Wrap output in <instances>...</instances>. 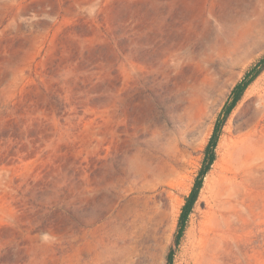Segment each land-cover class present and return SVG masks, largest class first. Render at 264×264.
Returning <instances> with one entry per match:
<instances>
[{
    "label": "rangeland",
    "instance_id": "1",
    "mask_svg": "<svg viewBox=\"0 0 264 264\" xmlns=\"http://www.w3.org/2000/svg\"><path fill=\"white\" fill-rule=\"evenodd\" d=\"M263 56L264 0H0V264H264V70L173 246Z\"/></svg>",
    "mask_w": 264,
    "mask_h": 264
},
{
    "label": "trees",
    "instance_id": "2",
    "mask_svg": "<svg viewBox=\"0 0 264 264\" xmlns=\"http://www.w3.org/2000/svg\"><path fill=\"white\" fill-rule=\"evenodd\" d=\"M264 70V56L245 74L243 79L237 83L231 91V99L229 103L223 109L221 117L217 119L214 125V129L211 137L204 149V157L202 160L201 168L198 171V174L194 180L193 186L185 198V202L181 207V211L177 221V229L173 240V246L178 245L181 236L186 227L189 215L192 212L193 206L198 198L199 191L202 187L203 178L206 173L209 171L211 165L215 160V147L217 145L218 137L220 135L221 125L224 119L229 115L231 110L234 108L236 103L239 101L245 89L251 84V82ZM222 119V120H221ZM173 249L167 253L166 264H170L172 261Z\"/></svg>",
    "mask_w": 264,
    "mask_h": 264
}]
</instances>
